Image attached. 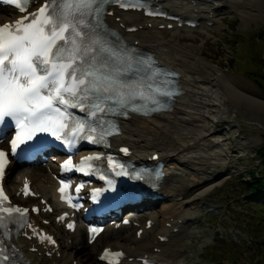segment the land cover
Here are the masks:
<instances>
[{"label":"snow or ice","instance_id":"snow-or-ice-1","mask_svg":"<svg viewBox=\"0 0 264 264\" xmlns=\"http://www.w3.org/2000/svg\"><path fill=\"white\" fill-rule=\"evenodd\" d=\"M5 2L26 13L13 24L0 25V123L14 122L12 155L38 132H49L56 139L70 136V146L76 138L104 142L116 130L105 119L107 115L142 109L148 114L163 107L158 97L174 94L167 90L168 81H157L166 73L153 68L151 57L134 56L108 39L102 17L109 0H44L35 12H27L30 0ZM112 2L121 7L144 6L141 0ZM149 103L158 107L148 109ZM73 108L85 112L87 118L73 117L69 111ZM92 159L99 157L84 158L82 163ZM7 163V153L0 150V176ZM24 211L0 203V228L6 229L5 221ZM9 260L7 255L0 256V264Z\"/></svg>","mask_w":264,"mask_h":264},{"label":"bare ground","instance_id":"bare-ground-1","mask_svg":"<svg viewBox=\"0 0 264 264\" xmlns=\"http://www.w3.org/2000/svg\"><path fill=\"white\" fill-rule=\"evenodd\" d=\"M145 1L153 4L154 7H162L164 10L176 14L183 21H196L198 25L195 29L206 28L209 24H211V28L218 29L221 22L218 21L219 17L235 14L239 10L243 15H248L251 12L244 0ZM9 17H15L11 10L0 9V24L7 21ZM107 22L123 36L126 43L154 54L160 64L181 74L180 85L184 94L177 99L172 111L148 118L131 116L128 121L123 123V133L115 139L114 148L129 147L133 151V160L139 162H144L154 154H158L161 161L167 164V177L162 182L160 191L166 194L171 193L175 197L185 196L195 188L209 182L210 177L214 175L207 176L206 172L222 164V160L218 161L217 154L224 157L226 155L221 151L216 152L211 145H220L222 142L229 141L232 124L238 125L230 108H234V104L247 99L260 109H264V103H262L264 100L255 95L248 98L236 87L226 72H220L214 65L204 60L201 53L196 54L189 49L190 47H180L179 44H175V41L165 40L157 35V27L164 26L167 29V26L172 23L143 19L137 13H121L116 9H113V14L107 18ZM132 27L136 31L128 33L126 30ZM183 29L188 28L183 27ZM174 30H177V26ZM183 40L184 38H178L177 42ZM221 125L223 128L217 130ZM256 127L258 128L260 125ZM214 129L216 131H213ZM180 167L182 169H179ZM52 173H54V166L50 164H46L44 168H29L25 172L18 173V184L7 175L6 182L10 186L7 189L8 193L16 192L22 181L27 178L32 189L41 198L56 199ZM188 176L191 179L189 183L185 184ZM173 181L176 186L171 187L170 182ZM168 214L169 218L166 219ZM168 214L162 216L164 232L153 239L150 236L155 223L150 230H144L139 239L135 235L133 239L123 236L127 227H120L116 231L113 226H107L97 239L107 238L105 247L122 250L126 256L122 264H140L136 262V259L142 258L143 255L157 260V263L178 264L176 261L181 257L180 253L185 247L179 245L172 235L166 234L168 231L164 224L173 218L171 213ZM33 220L36 225H41L38 223V218H33ZM134 222L139 223L142 229L145 226V223L141 224L140 220ZM187 223V220H183V223L178 227L179 232L184 230L183 226ZM44 228L55 235L58 242L57 248L47 244L38 245L33 239L28 240L27 236L32 235L28 231H25L27 236L21 233L16 239L17 246L30 264H74V261L76 264H89L90 261L88 259L86 261L85 255L82 254H86L87 258L94 257V251H91L87 244L86 232L82 227H78L73 234H70L64 230L60 231V227L52 221L49 226ZM173 228L177 227L173 226ZM136 230L134 229V233ZM148 237L149 239H147ZM163 238H166L167 241L161 242ZM112 240L114 242L110 243ZM128 242H132L133 246H127ZM33 248L36 249L35 254L30 252ZM153 249H158L160 252L154 254ZM131 258L132 262L128 263V259ZM95 261L97 264H102L97 258Z\"/></svg>","mask_w":264,"mask_h":264},{"label":"rangeland","instance_id":"rangeland-1","mask_svg":"<svg viewBox=\"0 0 264 264\" xmlns=\"http://www.w3.org/2000/svg\"><path fill=\"white\" fill-rule=\"evenodd\" d=\"M244 2L251 12L243 15L239 10L235 14L219 17L218 21L221 22H218V29L208 26L189 31L183 28L165 30L160 26L156 32L165 40L175 41V44L183 48L190 47L196 54L201 53L204 60L220 72H226L248 98L255 95L264 100V93L255 83L258 80L263 84L264 78V0ZM178 38L184 40L177 42ZM234 106L230 110L238 125L232 124L229 141L211 145L216 152L221 151L226 155L224 157L217 154L218 161L222 160V164L206 172L207 176L214 175L210 177L211 180L185 196L175 197L171 193H165L166 201L146 206L135 219L140 220L141 224L146 220H153L155 226L150 236L153 239L164 232L163 214H172L173 218L164 227L168 231L167 235H172L179 245L185 247L176 261L179 264H264V239L262 229L257 225V220L264 218V209L249 204L251 199L257 203V199L244 197L245 185L250 182L249 176L264 172L258 153L264 146V109L247 99ZM258 125L260 127L257 128ZM222 128L221 125L216 129ZM26 170L27 168H21L18 172ZM15 175H10V178L16 180ZM190 179L189 176L186 177L185 184ZM6 186L10 187L8 183ZM170 186H176L175 181L170 182ZM183 220L188 223L179 232L178 227ZM135 224L139 225L137 222ZM173 226L177 227L175 229L178 233L173 232ZM136 228L140 229L132 225L127 227L123 236L133 239ZM105 239L107 238H99L90 246L94 257L87 258L86 254H82L86 261H90L89 264H97L95 260L107 244ZM112 242L114 241H110ZM126 245L133 246L132 242Z\"/></svg>","mask_w":264,"mask_h":264},{"label":"trees","instance_id":"trees-1","mask_svg":"<svg viewBox=\"0 0 264 264\" xmlns=\"http://www.w3.org/2000/svg\"><path fill=\"white\" fill-rule=\"evenodd\" d=\"M261 42V40H259ZM264 45V43H263ZM256 85L260 87V91L264 93V78H263V84H260L258 80H256ZM262 85V86H261ZM259 158L261 160L263 169H264V146L259 150ZM250 182L245 185V196L244 197H251L253 199H257L258 202L255 203L251 198V202L249 204L259 206L261 209H264V172L262 174L255 175L252 173L250 176ZM261 221L257 220V225L261 227V233L263 234L264 239V218L262 219L260 217Z\"/></svg>","mask_w":264,"mask_h":264}]
</instances>
